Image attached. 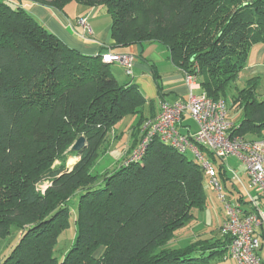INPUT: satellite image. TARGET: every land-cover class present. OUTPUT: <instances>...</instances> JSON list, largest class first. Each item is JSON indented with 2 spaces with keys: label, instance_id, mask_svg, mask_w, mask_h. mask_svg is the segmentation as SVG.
Instances as JSON below:
<instances>
[{
  "label": "trees",
  "instance_id": "trees-1",
  "mask_svg": "<svg viewBox=\"0 0 264 264\" xmlns=\"http://www.w3.org/2000/svg\"><path fill=\"white\" fill-rule=\"evenodd\" d=\"M29 1L61 12L72 5L106 8L114 44L98 56L84 55L12 0L0 1V242L20 233L0 264L224 260L230 239L221 235L179 246L195 212L207 207L208 176L198 161L154 137L140 162L124 165L144 137V124L156 117L149 116L155 104L137 85L120 84L102 55L163 45L183 74L198 77L209 99L226 104L232 138L263 140L261 78L249 79L243 88L238 81L251 50L264 45V0ZM233 110L237 121L229 117ZM129 116L135 117L129 157L112 172L94 173L109 134ZM81 137L86 147L71 151ZM199 150L219 162L217 177L231 186L225 162ZM69 158L78 159L71 169ZM232 188L228 197L248 207ZM74 198L78 205L72 215ZM71 218L76 238L60 260L56 248Z\"/></svg>",
  "mask_w": 264,
  "mask_h": 264
},
{
  "label": "built area",
  "instance_id": "built-area-1",
  "mask_svg": "<svg viewBox=\"0 0 264 264\" xmlns=\"http://www.w3.org/2000/svg\"><path fill=\"white\" fill-rule=\"evenodd\" d=\"M78 24L86 34H93L87 19H79ZM102 60L105 64H121L126 76L133 77L134 56L108 52L102 55ZM184 79L189 90L188 99L161 105L160 113L144 124V137L124 165L140 162L154 137L180 153L190 152L195 155L208 176L210 185L219 193V200L224 204L226 220L220 228V234L230 239L228 257L237 264H264V139L246 141L232 138V123L228 120L226 104L223 101H212L205 93L196 95L195 92L201 90L196 75L184 74ZM186 117L197 126L193 135L180 131ZM200 147L218 160L237 158L247 170L249 189L254 190L261 198L262 204L247 190L243 196L248 207H244L236 199L229 200L221 192L215 167L199 150ZM46 187L47 185L40 189L44 192Z\"/></svg>",
  "mask_w": 264,
  "mask_h": 264
},
{
  "label": "crops",
  "instance_id": "crops-1",
  "mask_svg": "<svg viewBox=\"0 0 264 264\" xmlns=\"http://www.w3.org/2000/svg\"><path fill=\"white\" fill-rule=\"evenodd\" d=\"M12 2L15 6L29 12V14H31L43 27L55 34L68 47L84 55L98 56L103 53L102 50L104 48H110V46L114 44L111 37L112 19L109 14L108 16H100L98 11H102L99 10L101 8L89 9L78 5H72L65 12H61L55 8L43 6L29 0H12ZM82 18L87 19L88 23L91 25L93 30L92 35L86 34L83 28L78 24L79 19ZM257 48L256 64L251 66V68L248 66L249 71L255 74L259 71L264 72V65L262 64V60L264 59V46L258 45ZM112 53L134 56L133 77L126 76L125 69L121 64L113 63L110 65L115 78L120 84L137 85L142 95L148 101L155 104L152 113L148 112L149 116H157L160 113L161 105L164 103L173 104L188 99L189 90L185 83L184 74L172 63L170 53L163 45H136ZM241 77L240 75L239 81H241ZM157 81L163 89V97L160 95ZM197 92L203 93L202 90H198ZM196 130V128L187 124L185 121H183L182 127H180V131L184 134L190 133L193 135ZM131 145L132 138L130 146L127 148L124 155L119 157L117 163L120 164V162L129 157L128 151ZM227 160L228 158L224 162L226 170L230 173H228V175L231 178V186L222 182L226 192L228 193L232 186L244 196L246 190L250 191V193L254 191L249 189L250 178L245 166L241 163L240 166L242 168L238 167V170H236L228 165ZM121 164L119 166H121ZM119 166H113L112 168L115 169ZM254 194L253 196L257 202L262 204L261 198L256 193ZM225 220L226 215L219 224L220 228L225 223ZM205 230L207 232L210 231L208 226H206ZM19 237L20 233H16L7 240L0 242V262L8 257L12 248L17 244Z\"/></svg>",
  "mask_w": 264,
  "mask_h": 264
},
{
  "label": "rangeland",
  "instance_id": "rangeland-1",
  "mask_svg": "<svg viewBox=\"0 0 264 264\" xmlns=\"http://www.w3.org/2000/svg\"><path fill=\"white\" fill-rule=\"evenodd\" d=\"M102 11H98V14L100 16L107 15L108 12L106 8L99 9ZM264 46V45H261ZM258 46H255L249 55L248 59V66L251 68V66H254L256 64V50ZM262 64L264 65V59L262 60ZM248 66L246 69L241 73V81L238 82V86L240 88L245 87L246 82L256 77L257 75L260 76V84L258 87V94L260 99H264V72H259L255 74L252 71H249ZM196 95H201V92H195ZM229 117L232 121H237L238 118V112L235 110L229 112ZM186 119V120H185ZM184 121L187 124L192 125L194 128L197 129L196 124L190 119L185 118ZM135 122L134 117L129 116L126 117L119 125L116 126L115 129L112 130V132L109 134L107 139L108 148L106 149L105 153H102L96 168L94 170V173L98 174H105L106 172H112L115 169L112 168L113 166H119L124 161L117 163L119 157H122L127 150V148L131 144V127L133 126ZM139 143L137 144L136 148L138 147ZM135 148V149H136ZM134 149V150H135ZM187 156L190 160L198 161L195 155L191 154L190 152L187 153ZM208 160H210L208 158ZM78 159L76 158H69L66 163V168L71 169L76 163ZM211 163L215 168H218V161L214 162L210 160ZM228 165L231 168H234L238 170V167L240 168L241 162L238 161L235 157H229L227 160ZM242 168V167H241ZM229 173V172H228ZM230 174V173H229ZM205 184V190H206V197H207V207L203 211H196L195 216L196 220L194 221V224L190 227H187L184 231L180 233L183 237H186L187 239H183L181 242H179V246L186 245L189 241L196 240L197 238H219L220 237V227L219 224L221 221H223V218H225L226 212L224 208V204L222 201L219 200V193L216 192V190L210 185V180L207 178ZM219 182L221 184V192L227 196L229 200H234L233 197H228V193L226 192L222 180L219 178ZM252 195H255L254 191H251ZM78 205V199L74 198L70 203V208L72 211V215L75 214L76 209ZM261 205V204H260ZM195 225L194 229L192 230V227ZM206 226L209 227L210 231L207 232ZM193 231V232H192ZM205 231V232H204ZM76 238V226L74 223V218H71V226L70 228L65 231L60 239L58 246L56 248V257H58L60 260L63 259V255L67 253V251L72 247L74 240ZM178 246V247H179ZM211 264H236L233 260H231L228 257V253L225 257V259H218L211 262Z\"/></svg>",
  "mask_w": 264,
  "mask_h": 264
},
{
  "label": "water",
  "instance_id": "water-1",
  "mask_svg": "<svg viewBox=\"0 0 264 264\" xmlns=\"http://www.w3.org/2000/svg\"><path fill=\"white\" fill-rule=\"evenodd\" d=\"M86 147V139L84 137L79 138L72 146L71 151L80 153Z\"/></svg>",
  "mask_w": 264,
  "mask_h": 264
}]
</instances>
